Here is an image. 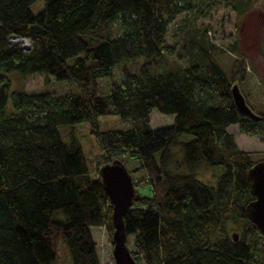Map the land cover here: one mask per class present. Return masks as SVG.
Instances as JSON below:
<instances>
[{
    "label": "trees",
    "instance_id": "trees-1",
    "mask_svg": "<svg viewBox=\"0 0 264 264\" xmlns=\"http://www.w3.org/2000/svg\"><path fill=\"white\" fill-rule=\"evenodd\" d=\"M34 1L0 0V264H54L59 241L71 264H102L90 227L104 226L111 240L98 167L114 158L135 186L123 222L137 264H264V234L245 213L253 197L247 169L264 157L239 147L228 129L264 130V102H247L256 114L244 112L231 92L234 82L243 95L250 84L263 86L264 73L253 81L236 39L217 44L206 26L182 24L173 43L164 41L182 10L205 16L224 2L239 16L252 0H43L33 11ZM224 51L232 52L228 68ZM260 52L264 59V32ZM116 65L119 77L99 93V77ZM10 70L69 84L57 93L11 90ZM152 108L173 114L172 122L152 127ZM101 113L130 124L102 129ZM78 121L95 134L94 169L77 135L63 133ZM202 165L213 169L207 180Z\"/></svg>",
    "mask_w": 264,
    "mask_h": 264
},
{
    "label": "rangeland",
    "instance_id": "rangeland-1",
    "mask_svg": "<svg viewBox=\"0 0 264 264\" xmlns=\"http://www.w3.org/2000/svg\"><path fill=\"white\" fill-rule=\"evenodd\" d=\"M42 4L43 0H35L31 4V9L37 11L41 8ZM190 22H193V24L199 27H208V36L217 44L226 45L236 39L238 49L246 57L250 69L253 71V81L257 79L256 75L264 73V59L260 52L262 34L264 32V0H252L250 7L239 16L231 5H226L224 2L211 7L205 16L196 15L192 11L186 12L182 10L167 24L164 41L166 43H173L179 33L178 28L182 24ZM231 55V51H224L219 56L225 68H228ZM6 74L10 80L11 90H42L43 88H47L57 93L61 87H66L69 84L66 80H56L53 79L51 75H44L38 72L22 75L15 70H10L6 71ZM119 75L120 68L119 65H116L112 75L99 77L97 83L98 92H107L112 78H118ZM256 82L258 81L256 80ZM253 84V87L250 84L251 88L244 97L246 102H252L255 104V107L257 106L258 108L261 106L259 101L264 102V85L260 87L256 83ZM10 100L11 97L9 96L8 105H10ZM149 119L152 127L166 125L172 122L173 114L163 113L156 108H152L149 112ZM129 124V118L121 117L115 113H101L98 115V126L102 129L127 126ZM61 127L62 126H60V129ZM69 129L77 135L86 160L90 168L94 169V159L100 152V149L91 126L87 121H78L72 126L63 128L64 136L67 135ZM228 129L232 131L234 140L239 147L257 150L258 153L255 157H264V130L257 134H247L240 131L236 123L230 124ZM123 159H126L128 167L134 166L137 161V158L134 156H128V158L123 156ZM212 171L213 169H211V167L202 165L199 175L207 180ZM133 172L134 176H142L140 170H134ZM137 187L141 192H146L149 189V183L137 184ZM231 226H233V224L230 222V227ZM90 233L94 240L95 249L98 253L100 262L102 264H115L112 255V242L109 239L105 227L91 226ZM128 242L131 244V237H128ZM57 250L58 257L54 264H71L67 248L62 241L58 242Z\"/></svg>",
    "mask_w": 264,
    "mask_h": 264
},
{
    "label": "water",
    "instance_id": "water-1",
    "mask_svg": "<svg viewBox=\"0 0 264 264\" xmlns=\"http://www.w3.org/2000/svg\"><path fill=\"white\" fill-rule=\"evenodd\" d=\"M12 40L22 41L27 48L30 43L23 36ZM231 92L237 107L244 112L254 113L240 90L237 82L232 83ZM103 187L110 199L113 230L111 232L112 255L115 264H137L126 242L127 233L123 222V213L130 205L135 190L133 178L120 158L101 163L98 167ZM249 190L253 197L245 205L246 216L264 234V158L257 159L247 169ZM236 238V233L232 232Z\"/></svg>",
    "mask_w": 264,
    "mask_h": 264
}]
</instances>
